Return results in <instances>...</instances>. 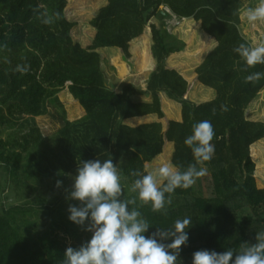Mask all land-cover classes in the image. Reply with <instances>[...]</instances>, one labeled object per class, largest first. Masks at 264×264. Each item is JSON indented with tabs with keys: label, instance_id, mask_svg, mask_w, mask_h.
<instances>
[{
	"label": "trees",
	"instance_id": "1",
	"mask_svg": "<svg viewBox=\"0 0 264 264\" xmlns=\"http://www.w3.org/2000/svg\"><path fill=\"white\" fill-rule=\"evenodd\" d=\"M104 1L106 5L89 22L95 31L91 44L83 48L70 35L76 23L65 16L66 0H0V170L13 180L30 155L32 174L47 180L45 185L54 195L50 205L64 208L83 161L112 159L130 188L135 179L147 173L145 165L162 151L163 161L169 162L171 157L172 166L187 170L196 161L184 140L192 134L194 124L209 120L215 132V152L210 161L197 165L207 168L206 175L190 188H177L170 194L171 204L165 211L154 212L151 203L141 201L131 189L124 190L121 198L135 200L130 209L140 211L149 222L146 235L157 228H172L177 219L191 218L186 229L189 239L181 246L176 264H192L193 254L201 250L239 253L264 233V189L256 187L255 165L250 157V147L264 139V124L245 118L249 105L257 107V95L264 92V76L255 81H246V77L264 73V64L248 67L234 49L240 44L264 45V39H251L239 31V0ZM256 1L243 0L241 8L254 7L251 4ZM171 16L183 19L180 30L188 25L193 37L201 41L199 59L194 64L188 62L191 66L199 65L216 42L195 70L196 80L207 87L204 97L193 101L200 104L188 99L187 81L165 66L169 56L181 54L184 48V43L166 28V19ZM47 18L52 19L50 24L43 22ZM152 19L158 21V27L149 24ZM189 19L199 22L203 32L199 23ZM192 24L197 29L193 30ZM148 25L156 67L146 89L126 84L115 92L108 86L98 50L115 48L127 62L130 42ZM210 37L214 41L205 46ZM149 45L147 36L131 45L137 72L144 76L150 72L152 61ZM190 67L187 73H192ZM200 88L199 95L204 90ZM208 88L215 92L212 101ZM64 89L77 105L76 113L81 114L75 120L66 117L59 97ZM160 94L180 105V122H168L164 132L160 123L134 127L125 123L149 115L163 119ZM142 95L150 96L151 102L132 100ZM199 95L192 94L191 98ZM165 104L171 107L170 102ZM249 116L257 117L251 111ZM38 117H49L59 125L53 136L44 137L35 122ZM169 143L173 144V153ZM7 189L0 194V264H63L67 246L56 234L60 224L74 242L73 248L91 238L90 232L76 227L64 212L59 213L60 224L48 225L36 237L22 234L20 225L28 229L38 225L9 213L21 206L12 204L7 209L5 202H14L4 195L11 192ZM69 201L79 205L78 201ZM39 214L46 226L41 210ZM82 233L86 234L84 241Z\"/></svg>",
	"mask_w": 264,
	"mask_h": 264
},
{
	"label": "clouds",
	"instance_id": "2",
	"mask_svg": "<svg viewBox=\"0 0 264 264\" xmlns=\"http://www.w3.org/2000/svg\"><path fill=\"white\" fill-rule=\"evenodd\" d=\"M244 14L252 25L264 21V0L255 7L246 8ZM43 22L50 24L52 19ZM234 51L248 67L264 64V45L240 44ZM261 76L264 73H253L246 81H255ZM214 136L211 121L194 124L192 134L184 143L191 149L196 163L184 171L164 164L135 179L131 190L137 192L144 203H151L154 212L165 211L171 204L170 194L177 188H190L198 178L206 175L207 168L197 165L213 158ZM60 185L57 181V187ZM123 191L119 170L112 159L82 162L68 196L79 205H69L68 219L90 232L91 238L78 248L68 247L63 264H176L181 246L189 239L186 229L190 228L191 218L177 219L172 228H157L156 232L146 235L151 227L149 222L140 211L130 209L135 200L122 199ZM255 239L256 243L239 253L232 250L197 251L193 254L192 264H264V233Z\"/></svg>",
	"mask_w": 264,
	"mask_h": 264
},
{
	"label": "rangeland",
	"instance_id": "3",
	"mask_svg": "<svg viewBox=\"0 0 264 264\" xmlns=\"http://www.w3.org/2000/svg\"><path fill=\"white\" fill-rule=\"evenodd\" d=\"M65 8V16L67 20L70 22L76 23L75 27L71 30V37L73 42L79 43L83 48L88 47L91 44V41L94 37L95 31L94 29L89 25V22L93 19V17L96 15L98 10L106 5V2L104 0H74L73 2H68ZM243 0H239L238 2V12H239V19L240 24L238 26L239 31L243 30L245 32L246 36L251 37V39H260L258 41H261L264 39V21H259L255 25L250 24L245 16V10L249 6L244 7V9L241 8V3ZM261 0H257L255 4H251L257 6ZM253 7V6H252ZM182 20L176 19L174 16H171L170 18L166 19V28L169 31V33L175 35L182 43H184V48L180 52L179 55L169 56V58L165 62V66L168 69L175 70L178 74H180L189 84V93H188V99L193 102L194 100L196 102L199 101L200 97L205 95V90L207 87L201 85L196 80V74L195 70L203 63L206 56L216 47V42L212 43V48L209 50V52L205 55L204 59L200 61V64L197 66H191V63L194 64V61H197L199 59L197 49H200L199 44L201 41L196 37H193V33L189 31L188 25L184 27L182 30H180L182 25ZM193 21V20H192ZM193 23H199L194 22ZM149 24H154L156 27L159 26V23L157 20L152 19ZM200 30L201 25L199 24ZM192 29H197L196 27H193ZM149 37L150 39V45H149V54L151 56L150 52V46H151V38H150V28L149 25L145 28L143 34L139 37ZM209 37V36H208ZM139 38L135 40H139ZM131 41L129 44V52L131 57L127 60V62H124L122 53L115 49V48H105L98 50L99 54L102 57V66L104 69V74L106 75V80L108 83V86H110L115 92L119 91L124 85L126 84H132L136 89L139 90H145L146 89V82L148 80L149 75L154 71L156 67V62L153 60L150 65V72L148 74L140 75L137 72V67L135 66L134 58H132L131 54V45L134 44V41ZM210 41H214L213 38L210 37V39L205 43V46L210 44ZM204 45V44H203ZM187 50V51H186ZM200 54V53H199ZM191 62V63H188ZM191 66V67H190ZM190 67L192 70V73H187V69ZM191 74V75H190ZM200 87L204 88L202 94L199 95V89ZM209 89V88H208ZM210 100L212 101L215 98V92L211 89ZM199 96H195L194 98H191L192 94H196ZM160 102H161V110L163 112V119L159 120L156 116L150 115L151 118H141V119H133V122L126 121V124H130V126H139L143 124H149V123H160L162 127V131L164 132L166 130L167 124L170 121L180 122L181 121V111L180 106L167 99V97L164 94H160ZM60 99L62 100V103L64 105V109L66 111V117L69 118V120H75L79 117H81L80 113H76V104L75 102L70 99L66 94V89H64L59 94ZM208 97V96H207ZM134 102H141V101H151L150 96H134L132 98ZM167 101V102H166ZM171 101V102H170ZM201 101V100H200ZM208 100L206 102H209ZM257 107L253 106L255 104H250L248 107V111L245 112V118L249 121L253 122H260L264 124V92L257 95ZM171 103V107L167 106L165 103ZM173 102V103H172ZM195 104H200L196 103ZM175 103V104H174ZM205 103V102H203ZM76 107V108H75ZM254 112L256 114V118H253V116H249V113ZM179 114V115H178ZM178 115V116H177ZM35 122L37 126L40 128L42 134L44 137L50 138L53 136L59 125L54 123L49 117H38L35 118ZM168 144L166 143L163 147V150ZM170 145V144H169ZM172 147V145H171ZM172 149V148H171ZM173 152V149H172ZM162 153L157 156L155 159H153L150 163L145 165L146 172L148 171H154L156 168L163 166L164 164H168L172 166L171 164V157L169 162L163 161V158L161 159ZM250 157L252 162L255 165V172H254V178L256 187L258 189H264V139L261 141L253 144L250 147ZM32 160L30 155H27V158H24L23 160V167L20 171H18L17 175L13 177V180L9 178V176H6V173L3 170H0V194L1 191L8 186V189L11 190V192L8 193L6 190V194L4 195L9 198V201L14 199V202H5V205L7 206V209L9 208L8 205H20L21 208L17 211L12 210L9 213L14 216V218H19L20 220H28L29 222L36 223L38 225L37 228L28 229L27 227H23V225H20L19 223H15L17 225H20V231L22 234H26L29 237H36L37 235L43 233L48 225H56V223H59V213H65V215H69L68 207L71 204L69 199L67 204L64 208L59 207L58 205H50L52 202L55 201L54 195L52 192L49 191L47 186V180H43V177L34 176L32 174ZM13 181V182H12ZM27 182V184H25ZM43 182L44 184H42ZM121 184L123 187V190L131 189L130 186H128L126 183H124V180L121 178ZM1 196V195H0ZM13 197V198H12ZM43 212L44 220L47 221V225H43V219L40 220V214L39 211ZM37 213V214H36ZM36 217V218H35ZM9 218V217H8ZM68 218V217H67ZM11 220V218L9 219ZM60 224V223H59ZM60 229L56 231V234L59 236V238L66 243L67 248L71 247L74 243L70 237L67 235V231L64 230V226L61 224L58 226ZM62 227V228H61ZM76 227H78L76 225ZM76 227L74 229H76ZM85 233L81 234V240L84 241Z\"/></svg>",
	"mask_w": 264,
	"mask_h": 264
},
{
	"label": "crops",
	"instance_id": "4",
	"mask_svg": "<svg viewBox=\"0 0 264 264\" xmlns=\"http://www.w3.org/2000/svg\"><path fill=\"white\" fill-rule=\"evenodd\" d=\"M183 20V19H182ZM189 20H191V19H189ZM192 21V20H191ZM200 24V23H199ZM203 32V31H202ZM148 96V95H147ZM151 99V98H150ZM169 101V100H168ZM141 102H144V101H141ZM151 101L149 100V101H146V103H150ZM171 102V101H170ZM173 103V102H172ZM175 104V103H174ZM179 105V104H178ZM180 106V105H179ZM155 116V115H154ZM142 118H151L150 117V115L149 116H145V117H142ZM136 120L137 119H141V118H135ZM131 120V122H133V119H130ZM130 120H127V121H130ZM126 123V122H125ZM127 125H129L130 126V124H127ZM134 127V126H133ZM170 144V143H169ZM170 145H172V149H173V144H170ZM173 153V152H172Z\"/></svg>",
	"mask_w": 264,
	"mask_h": 264
}]
</instances>
